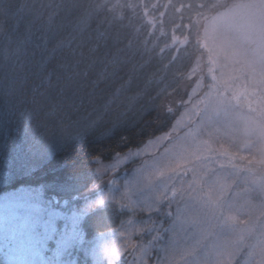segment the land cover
<instances>
[{
  "label": "trees",
  "instance_id": "16d2710c",
  "mask_svg": "<svg viewBox=\"0 0 264 264\" xmlns=\"http://www.w3.org/2000/svg\"><path fill=\"white\" fill-rule=\"evenodd\" d=\"M238 1L119 0L116 14L108 9L114 0H0V195L36 186L76 202L95 183L97 161L167 131L194 82L210 72L200 44L205 17ZM251 112L264 129V107ZM172 208L166 202L152 214L162 236ZM115 224L100 207L81 222L87 239ZM153 235L150 225L137 239ZM146 253L153 261L158 247ZM81 254L71 247L64 257L80 264ZM128 255L113 264H128Z\"/></svg>",
  "mask_w": 264,
  "mask_h": 264
},
{
  "label": "rangeland",
  "instance_id": "374dc122",
  "mask_svg": "<svg viewBox=\"0 0 264 264\" xmlns=\"http://www.w3.org/2000/svg\"><path fill=\"white\" fill-rule=\"evenodd\" d=\"M118 2L108 9L119 14ZM201 30L210 72L194 82L167 131L97 161L95 183L76 202L36 186L0 195V264H67L71 247L82 252L80 264L128 254V264H233L244 245L239 264H264V129L251 112L264 107V0H240L205 17ZM166 202L173 212L162 236L152 214ZM98 207L116 224L87 239L81 222ZM150 225L152 241L141 243ZM153 244L158 254L149 262Z\"/></svg>",
  "mask_w": 264,
  "mask_h": 264
}]
</instances>
